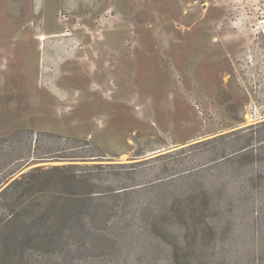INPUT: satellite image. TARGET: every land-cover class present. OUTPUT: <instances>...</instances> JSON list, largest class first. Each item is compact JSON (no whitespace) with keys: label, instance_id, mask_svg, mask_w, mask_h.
<instances>
[{"label":"rangeland","instance_id":"rangeland-1","mask_svg":"<svg viewBox=\"0 0 264 264\" xmlns=\"http://www.w3.org/2000/svg\"><path fill=\"white\" fill-rule=\"evenodd\" d=\"M262 21L0 0V264H264Z\"/></svg>","mask_w":264,"mask_h":264},{"label":"bare ground","instance_id":"bare-ground-1","mask_svg":"<svg viewBox=\"0 0 264 264\" xmlns=\"http://www.w3.org/2000/svg\"><path fill=\"white\" fill-rule=\"evenodd\" d=\"M262 22L264 23V21H262ZM39 39H43V37H42V36H40V37H39Z\"/></svg>","mask_w":264,"mask_h":264}]
</instances>
